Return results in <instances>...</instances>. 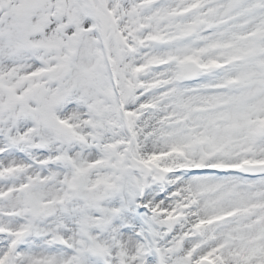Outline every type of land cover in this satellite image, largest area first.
I'll use <instances>...</instances> for the list:
<instances>
[{
  "label": "snow or ice",
  "instance_id": "obj_1",
  "mask_svg": "<svg viewBox=\"0 0 264 264\" xmlns=\"http://www.w3.org/2000/svg\"><path fill=\"white\" fill-rule=\"evenodd\" d=\"M0 264H264V0H0Z\"/></svg>",
  "mask_w": 264,
  "mask_h": 264
}]
</instances>
